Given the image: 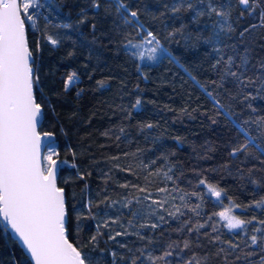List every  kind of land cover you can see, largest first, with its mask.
I'll return each mask as SVG.
<instances>
[{
	"label": "snow or ice",
	"instance_id": "1",
	"mask_svg": "<svg viewBox=\"0 0 264 264\" xmlns=\"http://www.w3.org/2000/svg\"><path fill=\"white\" fill-rule=\"evenodd\" d=\"M113 4L117 14L114 26L132 30L120 33L121 47L137 62L138 71L145 80L147 76L141 70V61H147L143 65L147 67L164 59L178 63V58L165 44L183 42L186 49L194 48L200 42L210 46L211 52L216 54L211 69L217 76L211 83L230 102L242 105L241 113L226 108L213 92L199 84L190 73L189 78L209 97L218 115L222 114L244 137L243 142H230L229 159L217 168H193L191 175L195 182L188 177L181 164L169 161L164 153L147 163L141 161L139 167L145 173V186L129 182L119 185L139 195L122 200H111L105 195L95 205L96 211H93L90 199L85 205L88 214L96 218L102 204L104 218L97 224L96 234L86 244L74 245L68 239L69 214L65 189L58 184V170L69 162L60 159L57 146L52 141L55 134L39 130L45 105L36 95L39 75L27 35L29 26L36 29L41 18L45 29L52 25L53 20L49 17L58 16L60 6L56 0H0V231L14 235L34 264H102L105 254L110 257L111 264H264V218L253 215L242 219L235 214L240 209L261 211L264 209V195L241 205L218 182H210L207 175L223 169L229 176L234 175L252 185L254 191L264 188V159L261 158L264 157V136L261 135L264 132V115L260 114L264 109L255 106L256 101H264V57L252 63V49L249 46H245L241 52L237 44L226 43L235 33L231 16L237 7V20L243 19L245 14L256 16L258 20L239 32L241 43L247 33L257 27L264 28V0H236L235 4L232 0H171V3L163 4L161 12L151 17L153 24L160 21L159 32L145 25L141 20L144 9L139 5L132 6L129 0H109L107 4L102 0H91L90 8L93 15L101 8L110 14ZM187 12L193 13L191 23H199L205 16L216 18L209 25L211 31L208 36L189 32L183 22L178 27L175 24L169 27L164 23L168 13L176 20ZM78 16L75 23L57 22L54 26L79 31V26L88 23L89 12L81 8ZM96 27L95 23L90 25L93 33ZM79 34L83 36V33ZM162 36L164 43L161 42ZM43 38L52 46H59L63 39H72L71 36L56 38L46 30ZM137 38L140 42L134 43ZM96 39L93 35L91 42L95 43ZM35 51H40L39 41ZM72 54L68 53L69 56ZM79 81L75 70L68 72L63 81V91H69ZM229 83L234 86V91L225 87ZM98 85L104 87L105 81H98ZM136 88L139 89L138 84ZM82 92L83 89L78 91L77 96ZM141 104V99L137 97L131 110H138ZM120 107L122 110L127 108L123 105ZM244 110L250 116L241 121L237 117ZM183 111L190 115L187 109ZM131 116L132 111H126V118L131 119ZM137 127L143 132L155 125L149 122ZM253 128L255 135L252 134ZM118 132L116 140H129L127 126L119 127ZM110 133L111 130L103 135L110 136ZM176 139L179 143L180 138ZM142 154L143 150L137 148L136 152L124 153V156L139 157ZM72 155L75 159V152ZM119 158L113 156L111 160ZM203 158H209L207 153ZM159 159H163L164 163L155 167ZM251 159H255L256 163L247 166ZM70 166L78 168L74 162ZM113 168L132 171L130 166L121 167L119 164H113ZM111 172L112 169H109V173H105L107 179H111ZM86 175L90 176L91 172L79 173L81 179ZM136 175L139 179V175ZM153 178H158L160 183L154 191L146 186L155 183ZM206 201H211L222 210L207 213L204 209ZM109 209H117L119 215H110ZM125 212L130 214L127 227L121 219ZM82 215H78V222ZM172 221L178 222L174 231L181 238L159 244L160 238L155 233L170 226ZM113 225H118L121 230L111 234ZM221 225L229 235L242 234L239 240L224 239ZM249 226H253L250 235ZM101 229H109L110 233L106 234ZM145 231L149 235H145ZM105 235L108 241L117 244V248L99 247ZM130 235H134L139 244L130 246L117 241V237ZM209 248L214 250L203 253L195 250ZM95 252L99 255H94ZM13 264H16L15 260Z\"/></svg>",
	"mask_w": 264,
	"mask_h": 264
},
{
	"label": "trees",
	"instance_id": "2",
	"mask_svg": "<svg viewBox=\"0 0 264 264\" xmlns=\"http://www.w3.org/2000/svg\"><path fill=\"white\" fill-rule=\"evenodd\" d=\"M129 2L134 7L139 5L144 9L141 20L146 26H151L158 32L161 30L160 21L157 20L153 24L151 17L161 12L163 4L171 3V0H129ZM56 3L60 6V10L55 18L49 17L53 20V24L45 29L44 20L41 18L36 29L29 26L27 35L29 45L34 51L39 75L36 95L45 105L39 130L55 134L53 142L57 146L60 159L69 162L59 169L58 184L65 189L69 214L68 239L74 245L80 246L86 244L89 238L96 234V226L104 218V205H100L101 211L96 218L88 214L85 205L91 199L93 211H96L95 205L103 200L105 195L111 200H122L124 197L139 195L132 189L121 188L119 185L129 182L145 186L143 180L145 173L139 167L141 161L147 163L164 153L168 155L169 161L181 164L188 177L195 182V178L191 175L193 168L197 170L217 168L229 159L230 142L236 140L243 142L244 137L222 114L218 115L212 101L189 78V73L234 113H241L243 106L230 102L226 95H221L212 85L211 82L217 79L211 69L216 54L211 52L209 45L200 42L196 47L186 49L183 42L165 44V47L178 58V63L164 59L147 67L143 66L147 62L141 61V70L147 76L145 80L138 71L137 62L125 54L121 47L120 33L132 30L118 29L114 26L113 21L117 19L114 4L109 10L110 14L101 8L93 15L90 8L91 0H56ZM102 3L107 4L109 0H102ZM232 3L235 4L236 0H232ZM81 8L89 12V21L79 26V31L54 26L57 22L75 23ZM192 15V12L183 13L180 19L173 20L171 13H168L164 23L169 27L173 24L178 27L183 22L189 32L208 36L211 31L209 25L216 18L205 16L199 23H191ZM238 16L239 7L231 16L235 33L226 43L237 44L241 52L245 46H249L252 49V63H255L258 58L264 57V28L257 27L247 33L243 38L244 42L241 43L239 32L257 23L258 20L256 16L247 14L243 19L237 20ZM92 23L97 26L95 33L90 28ZM45 30L54 34L56 38L71 36L72 39H63L59 46H52L43 38ZM79 33H83V36ZM93 35L97 38L95 43L91 42ZM37 41L40 44L39 52L35 51ZM134 42H140L139 38ZM161 42L164 43L163 36ZM69 52L73 54L69 56ZM85 64H87L86 68ZM72 70L78 73L80 81L65 92L63 81L67 73ZM98 81H105V86L100 87ZM137 84L139 89L136 88ZM225 87L234 91L231 83L226 84ZM81 89L83 92L77 96V92ZM137 97L141 99L142 104L138 110H131V105ZM122 105L127 108L122 110L120 107ZM255 106L264 109V101H256ZM184 109H187L190 115L185 114ZM126 111H132L131 119L126 118ZM260 114L264 115V112ZM249 116L250 113L244 110L237 118L244 121ZM213 120L216 121L215 124L212 123ZM149 122L155 125L151 130L145 129L141 132L137 127ZM121 126L128 127L131 142L123 138L116 140V136L119 135L118 128ZM109 130H111L110 136L103 135ZM252 134H256L255 128L252 129ZM261 135L264 136V132ZM177 137L180 138L179 143ZM137 148L143 150L141 156H124V153L136 152ZM72 152H75V159ZM205 153L208 159L203 158ZM113 156L120 158L112 161ZM73 162L78 168L70 166ZM163 163V159H159L155 167ZM253 163H256L255 159L249 160L247 166ZM113 164H119L121 167L130 166L132 171H120L113 168ZM109 169H112L111 179L105 176V173H109ZM80 172H91V175L81 179ZM136 174L139 175V179ZM207 175L210 182H218L228 190V195L241 205L264 195V188L254 191L252 185L239 180L234 175L229 176L223 169L214 173L209 172ZM153 179L155 183L146 186L154 191L160 183L158 178ZM227 202L224 201L225 204ZM204 209L209 214L222 210L214 206L211 201L204 203ZM108 211L114 217L119 215L117 209ZM80 214L83 215L78 222L77 217ZM235 214L240 215L242 219L251 218L253 215L264 218V209L261 211L240 209ZM129 218L130 214L127 212L121 217L125 227ZM253 226H249V235ZM177 227L178 222L172 221L170 226L159 229L155 233V236L160 238L158 243L163 245L169 240L180 239L181 237L174 231ZM101 230L106 234L110 233L109 229ZM117 230H121L120 227L113 225L111 234ZM221 231L224 239L238 241L242 235H229L228 230L222 225ZM145 235H149V232L145 231ZM117 241L128 243L130 246L139 244L134 235L117 237ZM99 247L112 249L117 248V244L108 241L105 235L101 238ZM195 250L203 253L214 249ZM93 254L99 255L98 252ZM14 260L16 264H31L17 242L8 233L0 231V264H13ZM102 264H111L107 254L103 257Z\"/></svg>",
	"mask_w": 264,
	"mask_h": 264
},
{
	"label": "water",
	"instance_id": "3",
	"mask_svg": "<svg viewBox=\"0 0 264 264\" xmlns=\"http://www.w3.org/2000/svg\"><path fill=\"white\" fill-rule=\"evenodd\" d=\"M42 120H43V117H42V119H41V123H42ZM41 125V124H40ZM40 125H39V127H40ZM52 141H54V137L52 138ZM59 171V170H58ZM10 235V234H9ZM10 237L13 239V240H15L16 242H17V244H18V246L22 249V251H23V253L26 255V253H25V251L23 250V245L16 239V237L14 236V235H10ZM70 241V240H69ZM71 242V241H70ZM72 243V242H71ZM27 256V255H26ZM28 257V256H27ZM28 259L30 260V258L28 257ZM30 262H31V264H34V262L33 261H31L30 260Z\"/></svg>",
	"mask_w": 264,
	"mask_h": 264
},
{
	"label": "rangeland",
	"instance_id": "4",
	"mask_svg": "<svg viewBox=\"0 0 264 264\" xmlns=\"http://www.w3.org/2000/svg\"><path fill=\"white\" fill-rule=\"evenodd\" d=\"M134 43H136V42H134ZM146 47H147V45H146ZM145 62H147V61H145Z\"/></svg>",
	"mask_w": 264,
	"mask_h": 264
}]
</instances>
